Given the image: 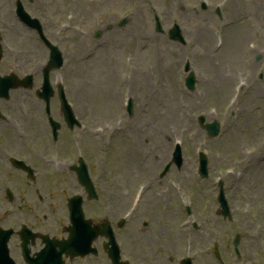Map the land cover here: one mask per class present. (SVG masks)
I'll return each instance as SVG.
<instances>
[{
  "label": "rangeland",
  "instance_id": "1",
  "mask_svg": "<svg viewBox=\"0 0 264 264\" xmlns=\"http://www.w3.org/2000/svg\"><path fill=\"white\" fill-rule=\"evenodd\" d=\"M127 6H129V3H127ZM255 7L252 5L250 9H254ZM82 14H85V10H81ZM130 28H134L137 26L136 20H134L130 24ZM164 49L165 47L162 46ZM106 82L104 80L98 79L96 81H93V87L92 91L93 93H100L101 98L103 97V94L106 90ZM114 90V85L111 82L110 84V90L107 91L109 100H111V94ZM160 110L159 103H156L155 109ZM154 109V110H155ZM103 116V115H102ZM104 118H111L112 115L109 116H103ZM159 117V116H158ZM248 118V117H247ZM249 119V118H248ZM164 120V119H163ZM250 121H252V125L249 127V135H248V147L250 150H252V156L248 158L249 161V167L251 170V173L253 172V178L255 180V186H256V197L254 199L250 200V203L255 206L257 205L259 201V197H264V132H261L259 130H254L253 127L257 125V121L253 118ZM236 155V153H234ZM178 182L175 180V184ZM155 188V187H154ZM153 188V191H154ZM174 191V190H173Z\"/></svg>",
  "mask_w": 264,
  "mask_h": 264
}]
</instances>
